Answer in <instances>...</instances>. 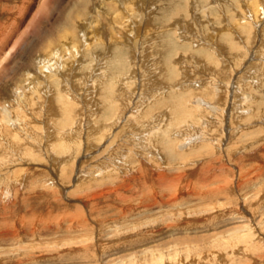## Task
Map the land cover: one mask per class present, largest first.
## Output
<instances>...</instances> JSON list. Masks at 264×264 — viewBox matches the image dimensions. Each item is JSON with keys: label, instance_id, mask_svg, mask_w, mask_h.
Masks as SVG:
<instances>
[{"label": "rangeland", "instance_id": "obj_1", "mask_svg": "<svg viewBox=\"0 0 264 264\" xmlns=\"http://www.w3.org/2000/svg\"><path fill=\"white\" fill-rule=\"evenodd\" d=\"M263 10L0 0V264H264Z\"/></svg>", "mask_w": 264, "mask_h": 264}, {"label": "bare ground", "instance_id": "obj_2", "mask_svg": "<svg viewBox=\"0 0 264 264\" xmlns=\"http://www.w3.org/2000/svg\"><path fill=\"white\" fill-rule=\"evenodd\" d=\"M264 11V10H263ZM254 23V22H253ZM96 36V35H95ZM70 48V47H69ZM71 48H72V46H71ZM71 50V49H70ZM217 50V49H216ZM72 51V50H71ZM76 51V49H73V53ZM72 52H71V54H72ZM78 53H76V55H77ZM75 56V55H74ZM76 57V56H75ZM225 70V69H224ZM219 87V86H218ZM220 89V88H219ZM51 108H53L52 106H51ZM50 109V108H49ZM55 112V111H54ZM136 118V117H135ZM140 119V118H139ZM114 120V119H113ZM133 120V119H132ZM137 121V120H136ZM139 121V120H138ZM137 121V123H139ZM89 122V121H88ZM120 124V123H119ZM136 124V122H133V121H128V124L125 126V127H127L128 125H130V126H128V128H132V126H134ZM42 125H43V123H42ZM49 125V124H48ZM81 125V124H80ZM90 125V124H89ZM94 126V125H93ZM111 126V125H110ZM138 126V125H137ZM89 127V126H88ZM103 127V126H102ZM104 128V127H103ZM99 128V126L98 127H91L90 129H89V131H88V137H87V139L88 140H90V141H92V143L93 142H96V139L97 138H99L98 136H101L102 134H103V132L105 133V131H106V129L104 128ZM134 128H136V126H134ZM134 128H132V129H134ZM53 129V128H52ZM101 129H103V130H101ZM43 130V129H42ZM82 130V129H81ZM107 131H109L110 132V128H109V130H107ZM33 132V131H32ZM78 132V131H77ZM81 132V131H80ZM80 132H78V133H80ZM48 133V132H47ZM67 133V132H66ZM102 133V134H101ZM34 135H36V134H34ZM55 135V134H54ZM77 135V133L75 132H73L72 133V131H70L69 132V134H68V150H69V152L71 153V154H73L74 152H75V150L78 148V145H79V140H78V138H76L75 136ZM95 135V136H94ZM105 135V134H104ZM40 136V135H39ZM93 136V137H92ZM34 137V136H33ZM56 137H58V136H56ZM64 137V136H63ZM49 138H51V137H49ZM52 139V138H51ZM63 139V138H62ZM34 140V139H33ZM37 140V139H36ZM46 140V139H45ZM56 141V140H55ZM60 141V140H59ZM63 141V140H62ZM48 143H50V140H49V142ZM63 143V142H62ZM95 144V143H94ZM93 144V145H94ZM16 145V144H15ZM92 145V146H93ZM93 147H95V145L93 146ZM78 150V149H77ZM69 159L70 160H72L73 159V157H69ZM65 165V164H64Z\"/></svg>", "mask_w": 264, "mask_h": 264}]
</instances>
